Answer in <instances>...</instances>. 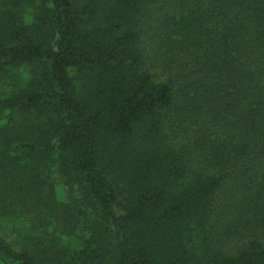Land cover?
I'll return each instance as SVG.
<instances>
[{"label": "trees", "instance_id": "16d2710c", "mask_svg": "<svg viewBox=\"0 0 264 264\" xmlns=\"http://www.w3.org/2000/svg\"><path fill=\"white\" fill-rule=\"evenodd\" d=\"M0 264H264V0H0Z\"/></svg>", "mask_w": 264, "mask_h": 264}, {"label": "rangeland", "instance_id": "374dc122", "mask_svg": "<svg viewBox=\"0 0 264 264\" xmlns=\"http://www.w3.org/2000/svg\"><path fill=\"white\" fill-rule=\"evenodd\" d=\"M27 20H28V21H31V16H30V14H29V16L27 17Z\"/></svg>", "mask_w": 264, "mask_h": 264}]
</instances>
